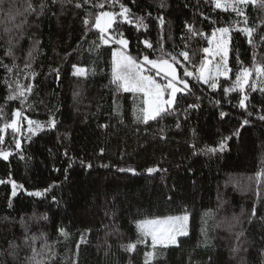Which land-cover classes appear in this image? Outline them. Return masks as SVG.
Instances as JSON below:
<instances>
[{
  "label": "trees",
  "instance_id": "obj_1",
  "mask_svg": "<svg viewBox=\"0 0 264 264\" xmlns=\"http://www.w3.org/2000/svg\"><path fill=\"white\" fill-rule=\"evenodd\" d=\"M13 2L20 10L26 7L25 0L4 2V11L0 12V60L12 63V58L5 55L7 41L21 34L23 38L14 48L20 68L34 41L40 42L41 52L32 63L35 80H24V72L9 73L0 66V108L4 110L0 127L21 107L18 100L6 99L5 79L13 89L17 79L23 84L33 83V93L23 105L25 115L42 123L55 118L57 123L54 129L32 135L31 140L25 138L22 150L15 148L11 132L3 135L6 138L0 146L12 154L9 160L0 158V179L6 181L0 184V252L4 253L0 264H24V258L31 255V247L24 242L26 232L37 237L32 246L44 253L41 258L46 264H145V253L152 251L149 245L138 244L134 252L123 247L138 239L135 221L184 214L191 219L189 235L179 239L180 247H158L150 264H241L240 257L232 252L236 233L241 230L245 235L240 241L247 249L240 253L244 264H264V176L257 179V173L264 170V120L259 119L264 115V93L247 90L245 111L238 105L239 93L223 91L231 80L224 79L218 89L212 90L187 77L194 94L179 95L178 116L148 124L138 122L135 116L142 107L141 100L118 91L111 83L112 52L117 45L97 49L92 44L98 37L95 30L88 31L85 38L83 19L88 11L94 16L100 9L88 5L76 8V0L64 6L47 0L44 14L30 15L17 30L7 17ZM40 2L32 0L33 4ZM120 2L135 16L145 17L147 24L146 30L118 24L129 41L130 55L138 59L161 56L158 42L162 36L165 52L176 55L193 71L192 65L198 67L207 59L202 49L209 46L204 37L192 36L188 25L209 37L216 28L234 21L244 27L243 17L216 8L211 0H163L166 7H160L162 0ZM102 10L119 11V5L110 8L106 4ZM245 11L248 26L255 29L256 58L264 63V43L260 42L264 8L259 3L250 4ZM158 16L165 19L162 29ZM145 39L152 43L151 49L144 45ZM230 45L229 66L234 80L241 67L238 60L243 66H252L253 46L245 34L234 29ZM181 51L189 52V61L179 56ZM177 66L183 76V68ZM75 68L86 69V77L74 76ZM193 103L199 108L188 107ZM221 112L227 115L222 117ZM245 119L249 124L243 125ZM161 128L166 139L161 138ZM236 129L239 136L228 140L224 151H199L218 147L221 137ZM193 143L198 153L195 155ZM129 167L136 174L118 170ZM150 167L161 171L149 174L146 169ZM9 180L23 185V189L17 188L15 197ZM28 191L44 195L29 196ZM253 208L256 217L249 222ZM45 215L47 220L42 219ZM234 218H239V223ZM12 242L20 245L15 260L7 255Z\"/></svg>",
  "mask_w": 264,
  "mask_h": 264
},
{
  "label": "snow or ice",
  "instance_id": "obj_2",
  "mask_svg": "<svg viewBox=\"0 0 264 264\" xmlns=\"http://www.w3.org/2000/svg\"><path fill=\"white\" fill-rule=\"evenodd\" d=\"M5 0H0V12L4 11L3 5ZM26 7L23 10L15 7V3L13 2V6L7 9V17L10 22L15 25L17 30L22 29L23 26L28 22V17L30 15H43L44 10L48 7L47 0H41L39 4H33L32 0H25ZM134 2V0H133ZM211 2L215 5L216 8H220L222 11L228 12L231 10L236 14V16L243 17L244 27H240V21H234L230 26H223L216 28L209 37L207 34L200 32L195 29L193 25H188V31L192 34V36L200 35L208 40L209 45L212 47H205L202 49L203 53L208 57L219 56L220 60L218 62H213L212 59H205L200 62L199 66L192 65V68L195 69L189 70L188 67L184 66V64L178 59V57L170 52H165L163 48V37L161 36V41L158 42L160 44L159 51L161 52V56L150 59L148 55H144L142 59H138L133 57L126 51H123L128 48L129 41L124 38L123 32L119 29V23H126L139 28L143 27L145 30L147 29V24L144 23L145 17L143 16H135L132 13L131 9L126 6L124 3L120 2V0H97V2L93 3V0H52V3H60L61 6L73 4L76 8H83L85 5L90 6L91 8L100 9L101 11H97L93 16L91 11L87 12L86 17L83 19V24L85 25L86 32L85 38H87L88 31H97L98 37L97 40H93L92 44L98 49L102 45L111 46V44L119 45L118 49L113 50L112 56V80L111 83L116 85L117 90H122L126 93L133 94H142L141 102L142 107H139L136 115V119L138 122H142L144 124H148L150 121H162L167 116L171 115H179L176 109L177 103V93L182 94H194L192 93V88L189 85V82L185 77H192L197 82H203L209 88L216 90L220 87L219 85V77L223 76L225 79H230L229 74L232 72L231 67L228 65V52H229V44L231 40L230 33L234 29L246 35L247 42L253 46L252 53V66H243L242 62L238 60V63L241 64V67L237 69L235 74V78L232 81L229 87H225L223 89L225 94L237 92L240 94V99L238 105L240 108L247 111V105L245 101L249 99V95L246 93V89L251 92L259 91L264 93V63L257 60V53L255 48L258 46L253 41V33L255 29L253 27L248 26V16L246 15V7L248 5H256L259 3L261 8H264V0H211ZM108 4L109 7H114L117 4L119 5V11L112 10H102L105 9V5ZM166 3L163 2L160 7H166ZM149 15H151L149 13ZM205 19H208L205 17ZM157 20L159 22V26L161 29L165 24V19L163 16H158ZM18 21V22H17ZM215 23V21H212ZM117 26V27H114ZM6 32H10V29H6ZM219 34V35H218ZM23 36H12L8 39L5 55L12 58V63L4 64L2 60H0V66H3L7 72L12 73L16 70L22 71L25 73L23 76L24 80H35L37 73L32 69V63L36 59L37 55L40 54L41 49L39 47V41H34L31 49L27 53V58L25 59L23 68H20L18 64H16L14 48L19 43V40L22 39ZM15 41V43H14ZM260 42L264 43V36H261ZM144 45L151 49L152 43L145 39L143 41ZM187 47V45H185ZM179 56L183 57L184 61H189V52L181 51ZM264 59V58H262ZM177 65L183 68V76L181 77L178 74ZM155 69L156 71L152 73L149 69ZM56 72L57 80L59 79V68L54 69ZM163 73V82H158L157 78L160 74ZM74 76H86L87 70L82 68H77L73 73ZM5 84L8 87V95L6 99L8 101H19L21 107L16 108L12 116L14 117L10 122H4L3 126L0 127V133H5L8 129L12 130L13 137L12 142L15 145L17 150H22L21 139L19 137L23 136V133L26 131L31 135H35L40 131H43L46 127L49 129H54L56 127L57 121L55 118H50L47 122L42 123L39 120H33L25 115L23 110V105L28 103V97L32 95L33 89L35 85L33 83L23 84L20 83L19 79L15 80V88L13 89L12 83L5 79ZM179 85H182L180 87ZM78 95V93H77ZM199 99V98H198ZM217 104L220 101H216ZM29 107H31L29 105ZM192 109H198L199 104L193 103L188 106ZM4 114L3 108H0V117ZM185 118H187V109H185ZM220 115L223 117L227 115V113L221 112ZM248 115L251 116L252 113L248 112ZM259 119L264 120V115L260 116ZM23 121H26L27 127L24 128ZM249 124V120H243V125ZM242 125V126H243ZM104 127H107L105 125ZM176 127L179 128L180 124L177 122ZM161 138L166 139L163 135L164 129H160ZM239 129H236L232 132L231 135L222 136L218 147H205L200 149V152L204 154H215L217 152H222L227 147V141L232 139L233 136H239ZM31 140V136L28 137ZM4 143V136L0 135V145ZM193 154H198L196 150L195 143L192 144ZM102 151V150H101ZM11 151H5L0 149V158L4 160H8L11 155ZM67 155V153H65ZM21 159L23 157L21 156ZM87 167L91 168V165H87ZM107 167V165H104ZM121 172H131L136 174V170L134 168H119ZM57 171H59L57 169ZM146 171L149 174L161 171L158 167H150L147 168ZM166 171V169L164 170ZM262 176H264V170L257 173V179L259 180ZM6 181L0 179V184H4ZM8 183H11L12 192L11 195L15 197L17 195V188L23 189V185H17L15 181L9 180ZM26 191V190H25ZM45 191H48L46 189ZM29 196H42L43 192H30L26 193ZM11 207V204H9ZM256 217V209L253 208L251 210L249 216V222H251ZM42 219L47 220V216H43ZM237 223H239V218H234ZM189 220V216L187 214L183 216H168L163 219H141L135 221L136 230L138 233V239L135 242H130L124 245V250L129 252H134L137 248L138 244L148 245L150 238V247L152 249L151 252L145 253V264H150L151 258L156 255V249L168 248L170 246L180 247L181 241L179 237H186L189 235L187 222ZM23 224V221L21 222ZM27 229V225H24ZM235 225H233L234 227ZM62 235H67L66 232L61 229ZM245 235L244 231L236 233L237 244L232 249L234 255L240 257L241 264H244V257L240 256L241 252H246L247 249L244 248L243 243L240 241V237ZM37 237L29 236L26 232L24 242L31 247V255L24 258V264H46V261L41 257L44 255L41 251H38L34 246H32ZM81 243H84L83 238L81 239ZM10 251H8L7 255L11 257L13 260L17 258L18 252L17 249L20 245L12 242L9 245ZM45 249H48L49 258H51V252L49 246L45 244ZM0 255H4L3 252H0Z\"/></svg>",
  "mask_w": 264,
  "mask_h": 264
},
{
  "label": "rangeland",
  "instance_id": "obj_3",
  "mask_svg": "<svg viewBox=\"0 0 264 264\" xmlns=\"http://www.w3.org/2000/svg\"><path fill=\"white\" fill-rule=\"evenodd\" d=\"M218 9H220V8H218ZM221 10V9H220ZM233 31V30H232ZM232 31H231V33H230V36L232 37ZM219 35V34H218ZM230 42H231V40H230ZM111 45H113V44H111ZM108 46V45H107ZM208 46L209 47H212V45H209V43H208ZM120 46L119 45H117V48H115V49H118ZM230 47H231V45L229 44V52H230ZM114 49V50H115ZM129 44H128V48L127 49H125V50H123V51H126L127 53H129ZM229 52H228V65H229V60H230V56H229ZM130 54V53H129ZM207 57V59H212L213 60V62L215 63V62H218L219 60H220V57L219 56H215V57H208V56H206ZM149 67V69H150V71L152 72V73H154L156 70L155 69H151L150 68V66H148ZM230 67V66H229ZM77 68H75V70H76ZM74 70V71H75ZM177 70H178V74L182 77V74H181V70H179V67L177 66ZM87 75V74H86ZM163 73H161L160 74V76H158V77H156L157 78V80H158V82H163ZM229 76H230V79H227V80H231V81H233V79H232V72L229 74ZM79 77H86V76H79ZM187 77H185V79H186ZM190 78V77H189ZM219 85H220V83H221V81H223L225 78L223 77V76H220L219 78ZM180 87H182V85H179ZM213 90V89H212ZM257 90H259V88H257ZM246 91H247V89H246ZM232 93H236V92H232ZM131 94H133V93H131ZM181 93H177V98L179 97V95H180ZM133 95H135L136 97H138L140 100H141V96H142V94H139V93H137V94H133ZM246 103V102H245ZM143 106V105H142ZM138 114V112H136V115ZM135 118H136V116H135ZM151 122V121H150ZM23 123V125H24V128H26L27 127V124H26V121H23L22 122ZM47 128V127H46ZM45 128V129H46ZM8 132H11L12 133V130L11 129H8L5 133H2V135H5V134H7ZM40 132H42V131H40ZM10 133V134H11ZM9 134V133H8ZM13 134V133H12ZM37 134H39V132L37 133ZM37 134H35V135H37ZM6 136V135H5ZM8 136V135H7ZM29 136H31L32 137V135L30 134V133H27L26 131L23 133V136H21V137H19L20 139H21V143H23V140L25 139V138H28ZM6 138V137H5ZM4 138V139H5ZM0 149H3V147L2 146H0ZM4 150V149H3ZM11 156V155H10ZM9 156V157H10ZM10 158H8V160H9ZM185 215V214H184ZM188 215V214H187ZM179 216H183V215H179ZM189 216V215H188ZM161 219H163V218H161ZM190 222H191V219H190V216H189V220H188V222H187V228H188V232L190 233ZM180 238H183V237H179V239ZM148 245L150 246V238H149V242H148ZM159 247V246H158ZM170 247H174V246H170Z\"/></svg>",
  "mask_w": 264,
  "mask_h": 264
}]
</instances>
